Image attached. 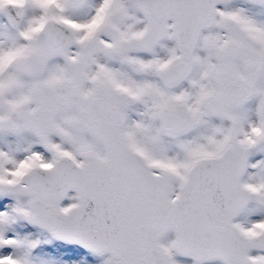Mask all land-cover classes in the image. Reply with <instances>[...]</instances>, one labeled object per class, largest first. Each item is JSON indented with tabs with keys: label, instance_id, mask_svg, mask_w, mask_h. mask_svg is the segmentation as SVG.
Returning <instances> with one entry per match:
<instances>
[{
	"label": "snow or ice",
	"instance_id": "snow-or-ice-1",
	"mask_svg": "<svg viewBox=\"0 0 264 264\" xmlns=\"http://www.w3.org/2000/svg\"><path fill=\"white\" fill-rule=\"evenodd\" d=\"M0 264H264V0H0Z\"/></svg>",
	"mask_w": 264,
	"mask_h": 264
}]
</instances>
